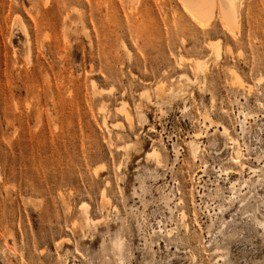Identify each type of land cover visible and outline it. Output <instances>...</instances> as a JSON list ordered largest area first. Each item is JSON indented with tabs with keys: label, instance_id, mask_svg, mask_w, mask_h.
<instances>
[{
	"label": "rangeland",
	"instance_id": "374dc122",
	"mask_svg": "<svg viewBox=\"0 0 264 264\" xmlns=\"http://www.w3.org/2000/svg\"><path fill=\"white\" fill-rule=\"evenodd\" d=\"M220 1L0 0V264H264V0Z\"/></svg>",
	"mask_w": 264,
	"mask_h": 264
},
{
	"label": "bare ground",
	"instance_id": "6f19581e",
	"mask_svg": "<svg viewBox=\"0 0 264 264\" xmlns=\"http://www.w3.org/2000/svg\"><path fill=\"white\" fill-rule=\"evenodd\" d=\"M185 1V3H183L184 5V7H185V9L186 10H188V12H190V14L194 17V18H196V16H202L204 13H206V11H208V9H206V8H208L209 6H211V8L213 9L214 8V4L211 2V4H210V1L209 0H184ZM213 1V0H212ZM222 2V3H221ZM210 4V5H209ZM212 4H213V7H212ZM220 4H222V8H225L226 9V15H225V17L227 18V19H229L228 21H230V20H234V17H233V8H234V6H233V4H234V0H221L220 1ZM196 8H195V7ZM203 6V7H202ZM198 7V8H197ZM199 7H201V9L199 8ZM221 7V6H220ZM222 8H220V10L222 9ZM211 9V10H212ZM210 10V9H209ZM203 11V13H200V12H202ZM222 11V10H221ZM209 12V11H208ZM207 12V13H208ZM198 14V15H197ZM221 14H222V12H221ZM225 19V18H224ZM227 22V21H226ZM212 48L215 50L214 52H216V56L218 55V47H217V45H215V46H212ZM213 52V53H214ZM218 57V56H217ZM195 71L197 72V73H201V75L204 73V70H206V68H205V66H204V64L202 63V61H200V60H197V62L195 63ZM234 78H235V80H237L236 82H239V83H243V81L235 74V72H234ZM188 80V79H187ZM121 108H123V105L121 106ZM103 110V109H102ZM129 117V116H128ZM104 122V121H103ZM223 127V126H222ZM222 132H223V134H225V135H228V130H227V128L226 127H223V130H222ZM197 135V134H196ZM196 137V136H195ZM198 137V136H197ZM197 139V138H196ZM229 139L231 140V141H233V142H235L236 140H234L233 138H231V137H229ZM237 142V141H236ZM237 146V145H236ZM190 147H191V149H192V153L193 154H195V152H197V149H198V147L194 144V142H191L190 143ZM191 152V151H190ZM149 155H151L153 158H154V160H155V162L157 163V164H159L160 163V156H159V153L155 150V149H153V150H151V152L149 153ZM228 171V170H227ZM230 171H232V170H230ZM234 186V185H233ZM87 218V217H86ZM184 218V217H183ZM87 220V219H86ZM186 225V224H185ZM168 233V232H167ZM118 243V242H117ZM116 244V243H115ZM114 244V245H115ZM120 244V243H119ZM119 244H118V246H119ZM116 247H117V245H115ZM116 250H118L117 248H116Z\"/></svg>",
	"mask_w": 264,
	"mask_h": 264
}]
</instances>
